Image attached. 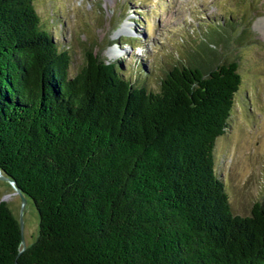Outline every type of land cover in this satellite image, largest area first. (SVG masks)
<instances>
[{
    "label": "trees",
    "instance_id": "obj_1",
    "mask_svg": "<svg viewBox=\"0 0 264 264\" xmlns=\"http://www.w3.org/2000/svg\"><path fill=\"white\" fill-rule=\"evenodd\" d=\"M43 19L0 0V169L40 215L22 251L0 198V264H264V202L235 214L214 153L238 61L202 41L155 89L88 43L73 73Z\"/></svg>",
    "mask_w": 264,
    "mask_h": 264
},
{
    "label": "rangeland",
    "instance_id": "obj_2",
    "mask_svg": "<svg viewBox=\"0 0 264 264\" xmlns=\"http://www.w3.org/2000/svg\"><path fill=\"white\" fill-rule=\"evenodd\" d=\"M35 6L60 47L69 48L73 73L83 65L88 43L155 89L202 41L215 47L210 58L218 63L237 60L242 82L230 125L216 142V168L235 214L248 215L255 202H264V0H35ZM215 22L220 26L212 28ZM217 31L223 38L216 42ZM4 197L23 218V240L30 245L40 224L33 200L24 194L23 205L13 184L0 178Z\"/></svg>",
    "mask_w": 264,
    "mask_h": 264
},
{
    "label": "water",
    "instance_id": "obj_3",
    "mask_svg": "<svg viewBox=\"0 0 264 264\" xmlns=\"http://www.w3.org/2000/svg\"><path fill=\"white\" fill-rule=\"evenodd\" d=\"M1 170V169H0ZM0 178H3V179H5V180H7V181H9V182H11L12 184H13V186L15 187V190H16V192L17 193H19V194H21L22 195V198H23V205H25V203H26V198L24 197V192L21 190V188L20 187H18L17 185H16V181L12 178V177H10L9 175H7V174H5L2 170H1V172H0ZM26 195V194H25ZM6 196H10V195H6ZM7 197H4L3 199H1V200H5ZM9 198V197H8ZM6 201V200H5ZM19 224H20V229H21V233H22V251L26 248V243H25V240H23L24 239V237H23V231H24V223H23V218L21 217L20 219H19Z\"/></svg>",
    "mask_w": 264,
    "mask_h": 264
},
{
    "label": "bare ground",
    "instance_id": "obj_4",
    "mask_svg": "<svg viewBox=\"0 0 264 264\" xmlns=\"http://www.w3.org/2000/svg\"><path fill=\"white\" fill-rule=\"evenodd\" d=\"M128 26L127 25H125L123 28H127ZM122 30V29H121ZM116 52V50H114V48L111 50V53H112V55H111V57L113 58L114 56H115V53Z\"/></svg>",
    "mask_w": 264,
    "mask_h": 264
}]
</instances>
